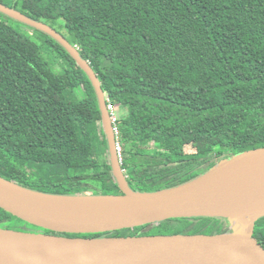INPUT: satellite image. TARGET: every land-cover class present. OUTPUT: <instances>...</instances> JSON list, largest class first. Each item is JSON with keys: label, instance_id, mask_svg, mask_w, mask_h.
<instances>
[{"label": "trees", "instance_id": "16d2710c", "mask_svg": "<svg viewBox=\"0 0 264 264\" xmlns=\"http://www.w3.org/2000/svg\"><path fill=\"white\" fill-rule=\"evenodd\" d=\"M6 1L77 47L106 103L125 109L119 143L134 191L175 187L264 147V0ZM22 26L0 13V176L51 194L121 195L89 77L57 41L32 27L38 44ZM16 222L54 234L0 208V227ZM233 226L171 219L66 236L215 235ZM255 236L264 247V218Z\"/></svg>", "mask_w": 264, "mask_h": 264}, {"label": "water", "instance_id": "95a60500", "mask_svg": "<svg viewBox=\"0 0 264 264\" xmlns=\"http://www.w3.org/2000/svg\"><path fill=\"white\" fill-rule=\"evenodd\" d=\"M0 13L57 41L89 77L98 97L112 174L121 195H63L29 189L0 176V208L35 227H0V264H264L255 236L264 218V147L220 162L206 174L172 188L134 191L117 151L101 82L59 31L0 3ZM214 218L234 223L232 232L128 237L103 234L171 219Z\"/></svg>", "mask_w": 264, "mask_h": 264}, {"label": "rangeland", "instance_id": "374dc122", "mask_svg": "<svg viewBox=\"0 0 264 264\" xmlns=\"http://www.w3.org/2000/svg\"><path fill=\"white\" fill-rule=\"evenodd\" d=\"M14 1L15 0H7L6 2L9 3V4H12ZM22 29H23V31L26 34L30 35V37H31V39L33 41L37 42L38 44L40 43L39 38L36 37L37 36V32L35 30H33L32 27H29V26L28 27H24V26H22ZM115 112H116L118 120H121L125 116V109L122 106H116L115 107ZM193 150H194L193 146L190 145V146L187 147L186 153L187 154H191L193 152ZM136 158H137V160H141L142 159L139 156H137ZM16 223H12V227H13L12 230L21 231V232H28V233H35V232H33V230H34L33 227H30V226H28L26 224L19 223V222H16Z\"/></svg>", "mask_w": 264, "mask_h": 264}, {"label": "built area", "instance_id": "2783aa9c", "mask_svg": "<svg viewBox=\"0 0 264 264\" xmlns=\"http://www.w3.org/2000/svg\"><path fill=\"white\" fill-rule=\"evenodd\" d=\"M107 108H108V111H109L110 116H111V122L113 124V131H114V135H115L116 142H117V151H118L119 159L122 163V155H121L122 154V148H121L120 143H119V134H120V127L118 124L119 120H118L116 112H115V106L112 105L110 102H108Z\"/></svg>", "mask_w": 264, "mask_h": 264}, {"label": "clouds", "instance_id": "9594fccd", "mask_svg": "<svg viewBox=\"0 0 264 264\" xmlns=\"http://www.w3.org/2000/svg\"><path fill=\"white\" fill-rule=\"evenodd\" d=\"M77 48V47H76ZM78 49V48H77ZM122 164V163H121Z\"/></svg>", "mask_w": 264, "mask_h": 264}]
</instances>
